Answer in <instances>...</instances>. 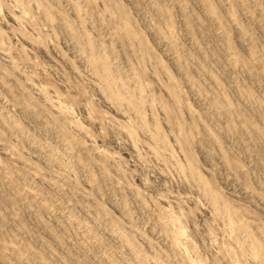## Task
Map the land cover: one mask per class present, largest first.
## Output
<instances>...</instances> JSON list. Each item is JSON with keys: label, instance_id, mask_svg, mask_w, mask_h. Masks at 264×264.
<instances>
[{"label": "rangeland", "instance_id": "374dc122", "mask_svg": "<svg viewBox=\"0 0 264 264\" xmlns=\"http://www.w3.org/2000/svg\"><path fill=\"white\" fill-rule=\"evenodd\" d=\"M0 264H264V0H0Z\"/></svg>", "mask_w": 264, "mask_h": 264}, {"label": "bare ground", "instance_id": "6f19581e", "mask_svg": "<svg viewBox=\"0 0 264 264\" xmlns=\"http://www.w3.org/2000/svg\"><path fill=\"white\" fill-rule=\"evenodd\" d=\"M111 83V82H110ZM111 86L110 87H112V83L110 84Z\"/></svg>", "mask_w": 264, "mask_h": 264}]
</instances>
